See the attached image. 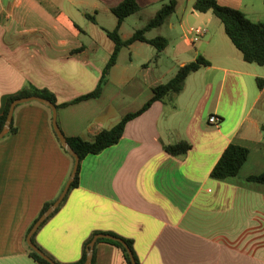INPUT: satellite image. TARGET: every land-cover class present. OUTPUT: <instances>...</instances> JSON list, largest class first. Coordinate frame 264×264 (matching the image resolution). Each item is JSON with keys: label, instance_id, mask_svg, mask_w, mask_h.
Here are the masks:
<instances>
[{"label": "crops", "instance_id": "crops-1", "mask_svg": "<svg viewBox=\"0 0 264 264\" xmlns=\"http://www.w3.org/2000/svg\"><path fill=\"white\" fill-rule=\"evenodd\" d=\"M120 1L0 0V113L26 85L51 91L57 103L92 91L114 46L105 30L116 27L111 8ZM136 1L118 26L123 40L168 0ZM194 1L175 0L174 12L145 33L165 37L163 51L140 40L123 46L99 96L57 109L65 136L91 139L140 108L179 66L199 55L209 61L186 77L172 104L152 102L116 144L81 160L78 186L34 236L56 261H78L99 230L132 239L140 264H264V183L247 179L264 169V81H256L264 65L245 61L220 20ZM217 2L264 22V0ZM192 25L206 29L194 42L186 35ZM210 114L219 122L208 123ZM51 118L40 102L20 103L14 132L0 138V264H38L27 229L71 171ZM182 139L191 144L185 154L163 149ZM229 143L247 147V158L236 175L214 178ZM94 246V264H126L116 245Z\"/></svg>", "mask_w": 264, "mask_h": 264}, {"label": "trees", "instance_id": "trees-1", "mask_svg": "<svg viewBox=\"0 0 264 264\" xmlns=\"http://www.w3.org/2000/svg\"><path fill=\"white\" fill-rule=\"evenodd\" d=\"M175 4H176L175 0H168L166 3L162 4V6L155 12V14L147 21V23L144 26L137 28L133 32L130 38L123 40L118 33V26L126 16L136 12L139 7L136 0H121L117 5L111 8L112 12L117 16V25L114 29L105 30V31L107 33V36L113 41L114 46L110 53L108 61L106 62L105 66L102 69V72L100 74V77L98 79L95 88L90 92L84 93L68 101L57 103L56 97L51 91L45 88L39 89L32 85H26L22 87L18 93L7 97L5 101L4 109L0 113V130L4 124L6 114L9 109V105L11 101L16 97L27 96V95H39L41 97L50 100L53 104H55L56 109L78 102L83 99H87L90 97H97L101 93L102 87L107 81V76L110 68L117 60V55L119 53V50L123 46H128L135 40H140L153 45L156 49L157 54L163 51L167 45L166 38L160 35H156L154 37H147L145 33L152 28L160 26L165 21V19L174 12ZM193 8L199 12L211 11L220 20V22L223 25L225 34L231 40L233 45L241 52L243 59L247 62L256 63L258 65H264V22L252 21L241 10L229 6L221 5L217 2V0H195L193 3ZM88 17L92 21H94V18L92 16L88 15ZM208 64L209 61L203 56L199 55L194 60L179 66L175 74L171 78H169L165 82L155 85L152 88L153 91L152 96L140 108H138L135 111H131L124 114L116 124H114L110 128H104L100 130L91 139H84L79 136H65L67 142L79 157L78 168L74 176V179L70 184L68 192L71 189L78 186L80 163L81 160L85 158V156H87L88 154H98L101 151H103L105 148L113 144H116L120 140L123 134L126 123L129 120L141 114L143 111H145L151 105L152 102L158 100L172 104L175 96L182 91L186 77L191 72L196 71L200 67ZM256 81L258 85L261 86V82L264 81V79L257 77ZM14 130L15 128L11 122L8 133L14 132ZM55 137L61 149L67 155H69V153L61 146L56 134ZM190 148H191L190 142L184 139L179 140L173 144L163 145V149L168 154L173 156L183 155ZM247 155H248L247 147L235 143H229L224 148L220 157L218 158V160L210 170V176L218 179H224L226 177L236 175L239 169L241 168L242 164L245 162ZM69 156L73 160L72 156L71 155ZM247 179L255 182L264 183V169L256 175H249ZM67 194L65 195L59 206L49 217H51L59 209L61 204L65 201ZM51 202L52 201H46L42 205L38 216L49 206ZM49 217L46 218L41 223V225H43V223H45V221L49 219ZM36 218L33 220L31 225L27 229L26 233H28L29 229L31 228ZM36 231L31 236V240L33 241V243H35L42 251H44L52 260H54L57 263H60L56 261L47 251H45L41 246H39L35 242L34 236ZM96 233H108L120 237L124 242H126V244L131 249L136 264H140L133 249L132 239L119 236L113 232H105L99 230L93 231L89 235V237L85 239V241L82 244L81 256L79 260L73 263H66V264H78V263H82L85 260L87 245L91 240V238L93 237V235H95ZM100 240H104L116 245L121 250L126 264H131L128 253L125 247L120 242L108 238L97 239V241ZM27 252L29 256L38 264H50V262H48L46 259L41 257L38 253H36L28 246H27ZM94 262H95V246L93 248L90 264H94Z\"/></svg>", "mask_w": 264, "mask_h": 264}, {"label": "water", "instance_id": "water-1", "mask_svg": "<svg viewBox=\"0 0 264 264\" xmlns=\"http://www.w3.org/2000/svg\"><path fill=\"white\" fill-rule=\"evenodd\" d=\"M29 101L40 102V103L48 106L51 109V116H52L51 124H52L53 131L55 132L61 146L73 158V164H72L71 171H70L60 193L49 204V206L36 218V220L34 221V223L32 224L31 228L29 229V231L26 235V244L29 248H31L36 253H38L41 257H43L48 262H50V264H60V263H57L54 260H52L44 251H42L35 243H33V241L31 240V236L38 229V227L41 225V223L55 211V209L59 206V204L61 203V201L63 200V198L67 194L68 189L70 187V184L73 181L74 176H75L76 171H77V168H78L79 157H78L77 153L69 145V143L67 142V140L65 138V135L62 133V131L60 130V128L58 126L57 119H56L57 109H56L55 104H53L50 100H48L44 97H41L39 95H27V96L16 97L11 101V103L9 105L8 112L6 114L4 124L0 130V138L3 137L10 129L12 116H13V112H14L15 107L20 103L29 102ZM98 238H108V239H112L114 241L120 242L125 247L131 264H136L133 253H132L131 249L129 248V246L126 244V242H124L120 237H117V236H114V235H111L108 233H96L95 235H93V237L89 241L87 248H86L85 260L82 263H78V264H90L94 244Z\"/></svg>", "mask_w": 264, "mask_h": 264}, {"label": "built area", "instance_id": "built-area-1", "mask_svg": "<svg viewBox=\"0 0 264 264\" xmlns=\"http://www.w3.org/2000/svg\"><path fill=\"white\" fill-rule=\"evenodd\" d=\"M206 33V29L204 27L201 26H189L186 30V35L187 37H189V39L194 42L199 40L200 38H202ZM208 123L211 124H216L219 122V118L214 115V114H210L208 117Z\"/></svg>", "mask_w": 264, "mask_h": 264}, {"label": "rangeland", "instance_id": "rangeland-1", "mask_svg": "<svg viewBox=\"0 0 264 264\" xmlns=\"http://www.w3.org/2000/svg\"><path fill=\"white\" fill-rule=\"evenodd\" d=\"M143 18H147V13L146 14H144V17ZM167 63H169V62H167ZM170 64V63H169ZM169 78V77H168Z\"/></svg>", "mask_w": 264, "mask_h": 264}]
</instances>
